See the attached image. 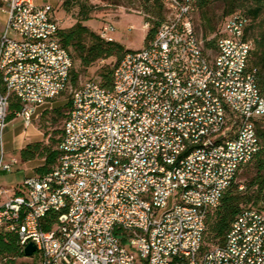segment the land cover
<instances>
[{
  "label": "built area",
  "instance_id": "2783aa9c",
  "mask_svg": "<svg viewBox=\"0 0 264 264\" xmlns=\"http://www.w3.org/2000/svg\"><path fill=\"white\" fill-rule=\"evenodd\" d=\"M163 3L155 39L117 63L109 91L71 85L56 6L0 0V143L12 98L29 126L38 107L71 96L56 166L0 188V230L17 233L23 253L34 244L38 264H264V209L241 213L222 245L204 242L209 216L261 150L249 20L226 19L215 52L196 31L193 0ZM100 31L115 41L112 25ZM16 164L1 158L0 172Z\"/></svg>",
  "mask_w": 264,
  "mask_h": 264
},
{
  "label": "trees",
  "instance_id": "16d2710c",
  "mask_svg": "<svg viewBox=\"0 0 264 264\" xmlns=\"http://www.w3.org/2000/svg\"><path fill=\"white\" fill-rule=\"evenodd\" d=\"M212 1L213 0H193L195 11L197 8L199 9L201 18L205 21L206 27L210 33L214 32L213 34H215L226 19L236 14H243L249 20L245 34V39L252 43L249 70L255 71L257 85L261 94L264 96V29L257 34L258 21L264 14V0H218L224 3L225 8L223 16H225V18L216 30L208 14ZM70 2L71 0H66L65 4L68 6ZM153 8V13L156 18L154 19L152 29L148 31V35L145 38V47L155 39L158 32L159 24L164 15L163 0H154ZM81 13L82 18L74 27L70 29H61L58 35L62 46L68 50L73 62H79L80 67L87 70L97 62H103L111 58H116L118 61L117 63H119L127 53L131 52L120 43L105 40L100 35L90 30L89 27L85 25L89 20L85 6H82ZM207 35L208 34H206V36ZM203 39L205 40L206 49H211L216 52V40H210L208 37ZM115 67L113 69L109 67L103 68L99 75L91 80H97L103 88L109 91L112 90ZM79 81L80 74L76 72L73 67L70 79L71 85L76 88L79 86ZM70 106L71 101H69L66 106L67 113L64 115L63 127L68 118ZM21 110L22 104L20 101L16 98H12L7 121L17 117V114L20 113ZM49 111H54V113L60 115H62L63 112L58 109H46L45 115H47ZM63 127L61 131L56 133L59 138L56 141L51 139L52 142L49 145L34 143L26 146L20 151L21 161L23 163L37 159L44 160V165L36 170L38 176H43L51 172L56 166L61 156L60 146L63 141ZM257 131L261 141V150L255 158L243 168V170H246L245 175L251 174L252 176L246 186L243 185V191L239 190L242 184L233 183L224 195L219 208L209 216L204 240L206 248L213 245H222L233 223L241 213L251 209H264V129L260 123L257 125ZM46 136L48 137L49 135L47 134ZM20 257H24V253L17 233L3 232L0 230V264H16L15 261Z\"/></svg>",
  "mask_w": 264,
  "mask_h": 264
},
{
  "label": "rangeland",
  "instance_id": "374dc122",
  "mask_svg": "<svg viewBox=\"0 0 264 264\" xmlns=\"http://www.w3.org/2000/svg\"><path fill=\"white\" fill-rule=\"evenodd\" d=\"M43 4L52 3L56 5L57 0H38ZM61 7L58 9V17L61 20L64 29H70L74 27L79 20L82 18L81 9L82 6L86 7L88 20V27L94 33L101 35L102 31L100 29L104 25H112L115 28V32L111 34V37L120 42L124 48L130 50L131 52L140 51L145 46V38L148 35V31L144 29V24L149 21L151 24L150 30L154 19L156 18L154 11V0H71L70 4L67 6L66 0L62 1ZM224 3L222 1L213 0L210 3V8L208 11L209 18L212 21L213 27L216 30L218 26L222 23L225 16ZM153 20H152V19ZM195 27L197 33L203 38H211L214 32L210 33L206 27L205 21L202 20L199 9L197 8L194 13ZM5 17L0 9V38L5 30ZM132 27V28H131ZM264 29V14L258 21L257 34L262 32ZM206 34H208L206 36ZM130 52V53H131ZM116 58H111L105 61H99L91 68L84 70L80 67L79 62H74V69L80 74L81 83H85L91 79L96 78L100 71L109 67L113 69L117 64ZM71 101L70 93L59 97L53 102V110H62V115L54 113V111H45L42 114L32 120L31 125L37 126L38 130L42 133L43 139L38 143H44L49 145L52 140H57L59 136L57 132L62 130L64 123V115L67 113V104ZM264 129V121L260 123ZM7 128L5 131V135ZM49 135L48 137L46 135ZM37 169H34V176H38L36 173ZM245 169L241 171L237 177V183L244 186L249 182L251 174L245 175ZM6 179L15 180L16 182H21L25 179L26 173L23 171H16L13 168L12 172L6 174ZM16 264H38L37 259H27L25 257H20L16 261Z\"/></svg>",
  "mask_w": 264,
  "mask_h": 264
},
{
  "label": "crops",
  "instance_id": "0c3cea01",
  "mask_svg": "<svg viewBox=\"0 0 264 264\" xmlns=\"http://www.w3.org/2000/svg\"><path fill=\"white\" fill-rule=\"evenodd\" d=\"M49 4L56 6L59 9L63 3L62 1L57 0L56 5L52 3ZM87 24L88 22L85 23V25ZM46 109H53V103H50L44 107H38L35 111L33 119L38 118ZM42 136L43 135L38 130L37 126H35L34 124L29 126L26 125L23 119H21L20 117H15L8 121L6 135H4L2 144L0 143V160L1 158H3L5 163H11L12 160H16L17 164L14 166L16 168V171H23L26 173V176L23 181L16 182L15 180L11 179L7 180V172L2 171L0 172V188H16L24 183L27 179L36 177L34 176V169L43 166L44 160L37 159L23 163L21 161L20 151L30 144L40 142L43 139ZM5 200V197H1L0 205H2Z\"/></svg>",
  "mask_w": 264,
  "mask_h": 264
},
{
  "label": "water",
  "instance_id": "95a60500",
  "mask_svg": "<svg viewBox=\"0 0 264 264\" xmlns=\"http://www.w3.org/2000/svg\"><path fill=\"white\" fill-rule=\"evenodd\" d=\"M37 252V248L34 244H29L24 250V257L27 259H32Z\"/></svg>",
  "mask_w": 264,
  "mask_h": 264
},
{
  "label": "bare ground",
  "instance_id": "6f19581e",
  "mask_svg": "<svg viewBox=\"0 0 264 264\" xmlns=\"http://www.w3.org/2000/svg\"><path fill=\"white\" fill-rule=\"evenodd\" d=\"M103 39L108 40V34H103V31L100 35ZM134 53V52H131ZM190 196V189H181V199H188Z\"/></svg>",
  "mask_w": 264,
  "mask_h": 264
}]
</instances>
